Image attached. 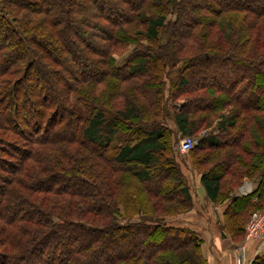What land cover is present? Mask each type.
<instances>
[{
  "label": "trees",
  "instance_id": "1",
  "mask_svg": "<svg viewBox=\"0 0 264 264\" xmlns=\"http://www.w3.org/2000/svg\"><path fill=\"white\" fill-rule=\"evenodd\" d=\"M170 120L212 203L228 177L256 184L220 227L244 236L264 206V0H0V264H208L165 220L193 208Z\"/></svg>",
  "mask_w": 264,
  "mask_h": 264
},
{
  "label": "crops",
  "instance_id": "2",
  "mask_svg": "<svg viewBox=\"0 0 264 264\" xmlns=\"http://www.w3.org/2000/svg\"><path fill=\"white\" fill-rule=\"evenodd\" d=\"M174 124V123H173ZM176 131V126L173 125ZM178 160L181 170L187 179L189 191L192 199L193 209L181 215L178 220L179 225L198 234L202 240V255L208 264H236L234 252L237 246L225 232L219 231L218 221L222 219L225 206H216L207 198L206 191L201 185V176H195L190 164L182 160L179 154ZM182 161V162H181ZM239 195L251 194L254 186L247 185L242 187ZM222 221V220H221ZM248 260L264 254V241H252L246 245Z\"/></svg>",
  "mask_w": 264,
  "mask_h": 264
},
{
  "label": "rangeland",
  "instance_id": "3",
  "mask_svg": "<svg viewBox=\"0 0 264 264\" xmlns=\"http://www.w3.org/2000/svg\"><path fill=\"white\" fill-rule=\"evenodd\" d=\"M142 47H146V45L145 44H142L141 46L140 45H136V46H133V47H131L129 50V52L127 53V54H125V55H120V56H118V57H116L117 58V64H122L124 61H125V59L128 57V55L130 54V53H133V51H136V50H140V51H142L143 49H142ZM79 71H80V69H79ZM82 71V70H81ZM80 75L79 74H77V77H79ZM80 78V77H79ZM167 86H168V83H167ZM167 96H168V93H167ZM168 104L170 105V101L168 102ZM167 125L169 126V128L171 129V131H172V136L170 137V142H171V144H173V147H174V149H175V155L177 156V161L179 162V160H178V157H179V154L182 156V160H184L185 162H187L188 164H190L191 165V167H192V171L195 173V176H200V172H202V171H206L209 167H210V165H207V166H205V167H202L201 166V164H197V162L196 161H193V160H195V158H193L194 156L193 155H195V153L191 156V157H189V153L188 154H182V153H180V151H179V145H180V143H181V141L184 139L180 134H176V131L175 130H173V122L170 120V121H168V123H167ZM212 130V129H211ZM213 130H216V128H213ZM182 162V161H181ZM192 164H194V166H192ZM228 180L229 179H231V178H227ZM228 180H224L223 181V187H222V195H221V198L219 199V201H218V203L216 204V203H212L213 205H216V206H225V209H226V207H227V203L230 201V199L232 198V197H237V196H240L239 195V192L240 193H242V187H244V186H246V184L247 185H250L251 187L252 186H254V188H255V183L254 182H250L248 179H245V180H243V182L241 183V184H239L237 187H231L230 188V185H229V183L228 184H226L227 182H228ZM126 185H131L130 187L128 186V189L129 190H131V191H134V189H135V187H134V185H132V183H131V180H129L127 183H126ZM255 190V189H254ZM253 190V191H254ZM252 193V192H251ZM248 195H250V194H247V195H242V196H248ZM145 198V195H143L142 196V199H144ZM147 206L148 207H151V206H149L148 204H147ZM193 209V208H192ZM191 209V210H192ZM191 210H188V211H185V212H181L179 215H175V214H172V215H170V216H167V218L165 219V220H168L169 221V224L170 225H172V226H175L176 227V225H179V224H177L178 223V220L180 219V217H181V215H183V214H187V213H189ZM262 211H264V206H261V207H259V208H251V210L249 211V213L247 214V216H246V220H245V224H244V232H245V229H246V227L248 226V224L251 222V220H252V215L254 214V213H258V212H262ZM122 214V213H121ZM142 215V212H140V214H138L136 217H135V220H138V219H136L138 216H141ZM157 216H161V217H164V214L163 213H157ZM123 219V217H121V220L120 221H123L122 220ZM222 220V221H221ZM177 222V223H176ZM224 224H225V219H224V212H223V215H222V219H220V221H218V225H219V231L221 230L220 229V227H222L223 228V226H224ZM222 231V230H221ZM220 231V232H221ZM223 232V231H222ZM234 233V232H233ZM246 232H245V235L244 236H242V235H240L237 239H234V241H233V243L237 246V248H238V246H241V245H243V244H246ZM230 238H231V236H230ZM232 239V238H231ZM252 241H254V240H252ZM252 241H249L248 243H250V242H252ZM262 241H260V243H261ZM247 243V244H248ZM236 248V249H237ZM236 255H235V252H234V257H235ZM185 257H187V256H185ZM256 258V257H255ZM255 258H253V260L255 259ZM253 260H252V262H253ZM246 261H247V264H252V262L251 261H249L248 260V257L246 256ZM193 262H194V260H193ZM195 263V262H194Z\"/></svg>",
  "mask_w": 264,
  "mask_h": 264
},
{
  "label": "built area",
  "instance_id": "4",
  "mask_svg": "<svg viewBox=\"0 0 264 264\" xmlns=\"http://www.w3.org/2000/svg\"><path fill=\"white\" fill-rule=\"evenodd\" d=\"M197 140L195 138L185 137L180 145L179 151L182 154L190 153L197 144ZM246 232V244L238 246L235 250V261L236 264H247L246 256H247V243L249 241H264V211L254 213L252 215V220L248 224L245 229Z\"/></svg>",
  "mask_w": 264,
  "mask_h": 264
}]
</instances>
